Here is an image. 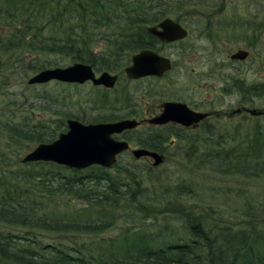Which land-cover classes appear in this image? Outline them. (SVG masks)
Masks as SVG:
<instances>
[{"label":"trees","instance_id":"obj_1","mask_svg":"<svg viewBox=\"0 0 264 264\" xmlns=\"http://www.w3.org/2000/svg\"><path fill=\"white\" fill-rule=\"evenodd\" d=\"M236 3L242 10L229 9L216 18L211 10L206 13L203 37L213 45L240 43L257 53L264 41V0ZM216 5L213 0H0V226L24 229H0V264H264V79L228 74L220 88L229 85L239 93L249 112L240 111L244 116L234 127L230 112L222 124L202 121L198 141L173 124L123 133L138 147L158 151L163 161L173 156L171 151L185 160L191 153L188 161L197 167L190 170L200 180L192 172L177 173L182 180L175 190L166 178L151 174V164L141 168L121 162L125 151L109 167L21 161L32 146L64 131L68 118L83 123L138 118L149 98L179 99L170 97L165 83L173 63L161 77L136 80L144 83L136 101V90L119 78L110 89L90 86L96 92L77 100L76 112L72 103H64L70 93L45 88L31 97L28 90L38 85L26 82L31 74L82 62L122 76L131 55L141 49L166 56L162 50L169 43L151 36L147 26L170 17L188 28V18L203 22L186 14L190 9ZM34 109L41 115L35 116ZM226 177L234 179L231 187ZM206 178L215 184L208 185ZM215 187L218 196L212 195ZM178 195L179 201L190 197L191 210L173 205ZM39 234L54 237L42 241Z\"/></svg>","mask_w":264,"mask_h":264},{"label":"rangeland","instance_id":"obj_2","mask_svg":"<svg viewBox=\"0 0 264 264\" xmlns=\"http://www.w3.org/2000/svg\"><path fill=\"white\" fill-rule=\"evenodd\" d=\"M213 1L217 2V5L214 9H209L205 6H197L195 8L190 9L186 14L191 15L192 17L201 18L203 19V22L197 23L189 18L186 19L189 27H185L187 33L186 37L183 38L182 43L169 44V46H165L163 48L162 53H165L166 56L169 57L171 62L173 63V72L169 74V82H164L169 84V89L167 91L169 92L170 97H178L179 99H182V101L186 102L189 106L194 105L200 112L207 113L206 119L204 120L205 122L215 121L216 123L222 124L224 122V119H227V117L224 116V113L230 112L231 116H233V118H231L230 120L233 121L234 127L239 121L242 120V117L244 116L240 112L234 114L237 111V108H239L243 103L239 102V93L237 94L232 92L229 85H226L222 89L220 88L221 84L225 78L230 76L228 74H233L236 78L244 76L248 81H258L264 79V41H262L261 43L262 50L258 49L259 45L258 47L256 46L255 49L257 50V53L248 52L244 60L238 61V63L233 62L231 68L228 61V55L234 52L236 49H244L243 47H241V44L227 43L225 41H217L215 42V45L210 44V42L203 37L204 35L202 33V30L203 28H205L204 22L207 19L206 13L208 11L211 10L210 16H212L213 18L220 17L225 14L226 10L238 9L236 3L237 0ZM238 10H242V8H239ZM199 32L202 34H199ZM127 84V89L136 90V93L138 95L136 98H134V100L136 101L140 96V90L143 88L144 83H142V81H129V83ZM90 86L92 85L89 83H82V85L79 84L78 87L69 86L66 88L61 85L53 86L52 83L48 82L47 84H45V87L40 86L38 84L29 89L28 92L29 95L31 94V97H33L34 93H36L37 90L43 91L45 88L50 91L53 90L54 92H56L55 94H61L65 92L70 93L69 99L64 103H72V112H76L79 107L77 106V104H75V102L77 100H86V93L87 96L90 97V95L92 96L96 92V90H94ZM76 89L78 90V93L73 94L72 92H74ZM109 92L115 93L114 91ZM148 100V103H145L140 106L143 110V113H146L145 115L149 114L148 112L151 111L157 112L158 106L161 103L158 98H149ZM152 103L153 105H151ZM85 104V102H82L83 107H85ZM243 106L248 108V106L245 104ZM148 108L153 109L149 111ZM33 113L35 116L41 115V113L35 109L33 110ZM139 113H141V109L139 110ZM141 115H137L138 118L139 116L141 117ZM246 122L248 123V121ZM147 125L148 124L146 123H142L140 126H137L136 129H139L138 131H140ZM213 126L215 125H211L212 129L214 128ZM196 129L197 128L188 129V131H190L192 135H195L196 139L194 140L198 141L197 139H199V134L197 133ZM215 130L217 131V127L215 128ZM221 131H223V129H221ZM190 132H186V135L191 134ZM136 134L140 135L139 132H137ZM172 142L173 138L170 137L169 145ZM128 143V147L124 150V154H121V162L126 164L129 163L131 165L135 164L141 168L145 165L151 164V160L147 159L146 157H134L131 154L130 150L138 146L132 142ZM26 152L27 151H25L23 155ZM171 153L173 156L169 157L168 159H165L163 162L161 161L159 164L154 166L155 168L151 173L152 175L155 174L157 176H162L163 178H166V180L169 181V188H171L172 190H175V183L179 180H182L181 178H179V175L177 173L185 176L187 175L186 172H192L194 175H196L195 178L199 179L198 176L201 175L193 170H190V167L194 165V163L192 164L190 161H188L191 157V153H189L190 156L187 160L183 159L180 156L182 154L179 152L177 153L171 151ZM176 155L178 156L176 157ZM177 163H179V167H175V164ZM193 167H197V165H194ZM202 175H204L205 177H210V175L207 174ZM233 180V178L229 177L223 179V181H227V183H229V186L231 183H235ZM205 182L208 185H210L211 183L215 184V181L211 178H206ZM216 189V187L215 190L212 188V191H214L212 195L218 196ZM207 191L212 192L210 190ZM181 197L182 200L180 201V195L172 199V202L177 201L173 203V205H179L185 207V210H191L190 208L192 207L190 205H187L191 200L190 197L186 195H183ZM229 197L231 199L233 198L232 196ZM191 198L198 199V197L195 196ZM58 199L60 200V198ZM166 209H169L168 206L166 207ZM169 217L175 219L171 215H169ZM172 224L176 228L177 222L172 221ZM0 229L20 233H22L24 230L6 226H0ZM53 237V235L48 234H46V236L39 234L38 236V238H40L42 241L51 240ZM76 240L80 241L81 238L78 237L76 238Z\"/></svg>","mask_w":264,"mask_h":264},{"label":"water","instance_id":"obj_3","mask_svg":"<svg viewBox=\"0 0 264 264\" xmlns=\"http://www.w3.org/2000/svg\"><path fill=\"white\" fill-rule=\"evenodd\" d=\"M146 31L163 42L179 40L186 36V29L170 17H164L153 25L146 27ZM248 52L245 49H236L229 55L230 59L243 60ZM170 68L169 59L151 49H141L133 53L130 62L123 68L124 75L129 79L144 76L160 77ZM116 79L115 74L100 71L95 76L93 69L85 63L74 62L66 66L49 67L31 74L28 84H42L49 81L82 84L90 81L93 85L112 87ZM252 112V110H251ZM207 113L193 111L187 105L177 101H165L160 112L146 119L147 123L165 124L166 122L179 123L183 126L196 123ZM137 121L122 118L114 121L83 123L74 118L65 121V129L57 134L50 142L38 143L28 150L22 157V162L44 161L73 169H83L90 165L108 167L116 156L124 151L128 145L125 140L114 135L122 130L132 129ZM134 157L145 156L151 159L155 166L162 161L160 154L144 147L130 150Z\"/></svg>","mask_w":264,"mask_h":264},{"label":"flooded vegetation","instance_id":"obj_4","mask_svg":"<svg viewBox=\"0 0 264 264\" xmlns=\"http://www.w3.org/2000/svg\"><path fill=\"white\" fill-rule=\"evenodd\" d=\"M183 26V25H182ZM184 27V26H183ZM185 28V27H184ZM186 37V36H185ZM185 37H183V38H185ZM155 38V37H154ZM183 38H181V39H179V40H176V41H180V40H183ZM157 39V38H156ZM158 40V39H157ZM160 41V40H159ZM176 41H171V42H163V41H161V42H163V43H169V44H171V43H173V42H176ZM247 51V50H246ZM161 54V53H160ZM231 54V53H230ZM229 54V55H230ZM229 55H228V59H229V61H231V63H233V62H238V61H241V60H237V59H230L229 58ZM165 56V55H164ZM167 57V56H166ZM168 59H169V62H170V68L167 70V71H165V72H168V71H170L172 68V62H171V60H170V58L169 57H167ZM244 60V59H243ZM128 65V64H127ZM94 71V70H93ZM103 71V70H102ZM100 72V71H99ZM98 71H94V73H95V76L96 75H98V73H99ZM165 72L162 74V75H164L165 74ZM110 73V72H109ZM111 74H115V73H111ZM116 75V79H115V81H114V83H113V85H112V87L117 83V81L119 80V78H124L125 80H127V81H136V80H138V79H140V78H143V77H140V78H137V79H129V78H127L125 75H124V72L122 73V76H117V74H115ZM161 75V76H162ZM160 76V77H161ZM144 77H156V76H144ZM83 83H90L91 85H93L90 81H85V82H83ZM93 86H97V87H101V88H104V89H110V88H112V87H110V88H107V87H105V86H103V85H100V84H98V85H93ZM165 101H177V102H182V103H184L185 105H187V107H189L191 110H193V111H198V112H200L195 106H189L186 102H184V101H182L181 99H177V98H170V99H167V100H162L161 101V103L159 104V106H158V110H157V112H148L149 114H147V115H145L146 113H142V115H141V117L139 116V118H136V117H134V118H130V119H135L136 121H137V124H136V126L135 127H137V126H139V125H141L142 123H146V124H148V125H152V126H160V125H158V124H151V123H147L146 122V119L147 118H149V117H152V116H154V115H156V114H158L159 112H160V110H161V108H162V103L163 102H165ZM192 107V108H191ZM243 106H241V108L239 107V108H237V111L236 112H240V111H243V110H245L246 108H244ZM245 112H249V109H246L245 110ZM205 113V112H204ZM225 114V113H224ZM207 116V115H206ZM206 116L203 118V119H201V121L199 120L198 122H196V123H193V124H190V125H188V126H183V125H181V124H179V123H173V122H171V121H169V122H166L165 124H173V125H176V126H178V127H181V128H183V129H195V128H197V127H199V125L202 123V121H204L205 119H206ZM122 119V118H121ZM161 125H164V124H161ZM133 129V128H132ZM127 130H129V129H127ZM127 130H122L120 133H118V134H116V135H114V137H116V138H118V139H121V140H125L126 142H127V145L129 144L128 142V140L124 137V135H123V133L125 132V131H127ZM197 130V129H196ZM127 149V148H126ZM148 149V148H147ZM149 150H152V149H149ZM153 151H155V150H153ZM155 152H158V151H155ZM159 153V152H158ZM144 158H145V156H143ZM147 159H149V160H151L150 158H148V157H146Z\"/></svg>","mask_w":264,"mask_h":264},{"label":"bare ground","instance_id":"obj_5","mask_svg":"<svg viewBox=\"0 0 264 264\" xmlns=\"http://www.w3.org/2000/svg\"><path fill=\"white\" fill-rule=\"evenodd\" d=\"M173 72V71H172ZM201 121V120H200ZM158 153V152H157ZM158 154H160V153H158ZM161 157H162V161H163V156L161 155Z\"/></svg>","mask_w":264,"mask_h":264}]
</instances>
